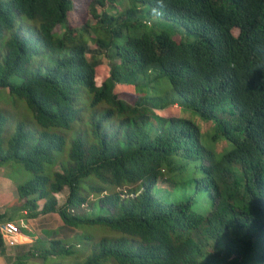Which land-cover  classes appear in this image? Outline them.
I'll return each instance as SVG.
<instances>
[{
	"label": "trees",
	"instance_id": "1",
	"mask_svg": "<svg viewBox=\"0 0 264 264\" xmlns=\"http://www.w3.org/2000/svg\"><path fill=\"white\" fill-rule=\"evenodd\" d=\"M73 6L0 0V90L32 113L11 132L0 109V166L32 174L14 208L79 229L75 264H264V0H90L79 27ZM88 55L108 59L100 84ZM172 104L186 112L158 115ZM64 241L9 264L72 254Z\"/></svg>",
	"mask_w": 264,
	"mask_h": 264
},
{
	"label": "rangeland",
	"instance_id": "2",
	"mask_svg": "<svg viewBox=\"0 0 264 264\" xmlns=\"http://www.w3.org/2000/svg\"><path fill=\"white\" fill-rule=\"evenodd\" d=\"M90 0H73V9L71 10L68 18V25L72 27H79L88 20L90 17L88 15L87 7ZM120 4L123 8L126 6V0H120ZM100 11V9H99ZM143 17L146 19L152 20V25L148 27V29H152L154 31L156 30H165L168 29L170 24L167 22L162 21L160 18H156L154 13L151 14H143ZM54 31L58 34H61L63 31V27L61 25H56L54 28ZM175 40L179 39V36H174ZM91 48H94V44L90 43ZM90 59L93 58L97 60V66L95 67V80L97 84H100L107 76H108V59L105 56L101 55H95L93 58H91L90 55H88ZM156 83V81L153 82V84ZM163 86L169 87V83L167 81L161 82ZM142 87H137L138 92H135V89L132 85H118L115 87V92L119 95V97L125 99L126 101L133 103L136 99V95H142L143 92L141 91ZM170 88V87H169ZM5 98V93L3 90H0V109L6 110L11 116H13V120L7 122L6 127L9 128L11 126L12 130L14 131V127L18 121L24 120L28 118H32V113L23 102L14 103V99L7 98V100H3ZM186 112V110L181 109L177 105H168L167 107H164L161 111H157L158 115L164 116V117H170V116H178L181 113ZM189 114V113H188ZM195 121L199 124L201 131L205 133L206 130H211L212 125L210 123H207L199 119L197 116L194 118ZM10 128V129H11ZM212 133V130L209 131ZM209 133V134H210ZM208 134V135H209ZM224 144L222 142L218 143V147H222ZM229 147V146H227ZM6 170V173L15 183H23L24 181L28 180L32 177V174L25 171L20 164L17 162L11 161L9 164H6L3 166ZM67 189H64L62 192L56 194V197L58 199V202H62L65 198ZM200 205L196 207L195 209L199 210L203 206L207 207L209 205L206 201H200L198 200ZM207 211V209H206ZM60 220V219H59ZM55 222H52L54 224ZM23 226V224H21ZM52 231L53 233H58L59 229H43V233L50 234ZM100 231V230H98ZM102 232V231H101ZM98 233V232H97ZM29 234V232H28ZM80 234L79 229H74L68 227L64 229V231L59 232L55 236H61L64 238L66 243L68 242L69 245H71L72 248V254L70 255H56L47 257L45 260H42L43 258H37V257H29L27 259L28 264H75L76 262H79L78 260H84L86 255L88 254V251H82L79 249L78 246H76V236ZM31 235V234H29ZM76 239V240H75ZM64 241V242H65ZM19 245H15V247H11L12 249H18ZM49 247V242L44 240L43 238L35 239V242L30 250L34 251L35 253L43 251L45 248ZM8 248V247H7Z\"/></svg>",
	"mask_w": 264,
	"mask_h": 264
},
{
	"label": "crops",
	"instance_id": "3",
	"mask_svg": "<svg viewBox=\"0 0 264 264\" xmlns=\"http://www.w3.org/2000/svg\"><path fill=\"white\" fill-rule=\"evenodd\" d=\"M17 186L18 183H15L11 177L7 175L5 168L0 166V214L7 212L12 217V220L23 224V226L21 225V243L17 244L19 245L18 249L6 247V249L0 253V264H9L14 260L16 255L29 251L34 244L35 239H39L40 237L47 242L51 239L64 240L61 236L55 235L64 231L65 228L68 229L56 213H48L35 218H29L25 215L26 212L24 210L21 211L15 209L14 202L17 198ZM52 222L55 223L52 224ZM57 228L59 229L58 233H53L52 231H50V234L43 233V229ZM28 232L31 235H29ZM35 255L37 257L38 254Z\"/></svg>",
	"mask_w": 264,
	"mask_h": 264
},
{
	"label": "built area",
	"instance_id": "4",
	"mask_svg": "<svg viewBox=\"0 0 264 264\" xmlns=\"http://www.w3.org/2000/svg\"><path fill=\"white\" fill-rule=\"evenodd\" d=\"M21 224L14 220H0V235L5 247L21 243Z\"/></svg>",
	"mask_w": 264,
	"mask_h": 264
},
{
	"label": "clouds",
	"instance_id": "5",
	"mask_svg": "<svg viewBox=\"0 0 264 264\" xmlns=\"http://www.w3.org/2000/svg\"><path fill=\"white\" fill-rule=\"evenodd\" d=\"M157 4L160 5V7L164 6V0H157ZM133 86V85H132ZM172 105H177V104H172ZM178 106V105H177Z\"/></svg>",
	"mask_w": 264,
	"mask_h": 264
}]
</instances>
